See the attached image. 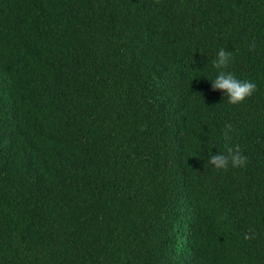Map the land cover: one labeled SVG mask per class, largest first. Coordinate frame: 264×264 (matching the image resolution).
<instances>
[{
  "label": "trees",
  "instance_id": "16d2710c",
  "mask_svg": "<svg viewBox=\"0 0 264 264\" xmlns=\"http://www.w3.org/2000/svg\"><path fill=\"white\" fill-rule=\"evenodd\" d=\"M0 264H264V0H0Z\"/></svg>",
  "mask_w": 264,
  "mask_h": 264
},
{
  "label": "clouds",
  "instance_id": "9594fccd",
  "mask_svg": "<svg viewBox=\"0 0 264 264\" xmlns=\"http://www.w3.org/2000/svg\"><path fill=\"white\" fill-rule=\"evenodd\" d=\"M232 59V51L221 47L212 60V65L216 69V72L213 78L209 80L213 89L223 90L222 95L227 97L228 103L239 104L246 97L252 95L257 85L254 80L240 78L232 71L227 70V66L232 62ZM231 129V124L225 125L223 131L225 139L230 138ZM247 160L248 157L241 151L239 144L229 146L226 153L216 152L209 156V162L216 169H226L229 163L233 167L243 166Z\"/></svg>",
  "mask_w": 264,
  "mask_h": 264
}]
</instances>
